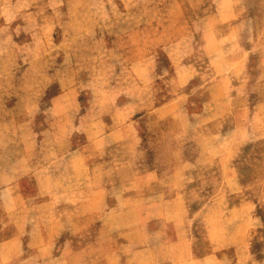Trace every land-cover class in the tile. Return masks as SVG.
Listing matches in <instances>:
<instances>
[{
	"label": "rangeland",
	"instance_id": "obj_1",
	"mask_svg": "<svg viewBox=\"0 0 264 264\" xmlns=\"http://www.w3.org/2000/svg\"><path fill=\"white\" fill-rule=\"evenodd\" d=\"M0 264H264V0H0Z\"/></svg>",
	"mask_w": 264,
	"mask_h": 264
}]
</instances>
